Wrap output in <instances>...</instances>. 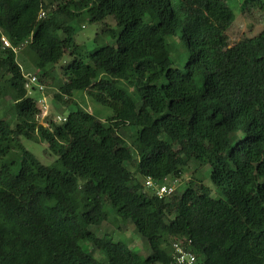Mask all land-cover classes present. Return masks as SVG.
Returning a JSON list of instances; mask_svg holds the SVG:
<instances>
[{"label": "trees", "instance_id": "1", "mask_svg": "<svg viewBox=\"0 0 264 264\" xmlns=\"http://www.w3.org/2000/svg\"><path fill=\"white\" fill-rule=\"evenodd\" d=\"M233 20L225 0H0V264H176V240L192 264H264V22L228 45ZM85 23L111 41L78 43ZM22 45L37 63L30 90L12 49ZM54 68V98L75 108L43 125L31 93ZM76 90L112 114L86 111ZM20 138L55 159L41 163ZM186 168L181 189H145ZM111 213L147 255L89 228Z\"/></svg>", "mask_w": 264, "mask_h": 264}, {"label": "rangeland", "instance_id": "2", "mask_svg": "<svg viewBox=\"0 0 264 264\" xmlns=\"http://www.w3.org/2000/svg\"><path fill=\"white\" fill-rule=\"evenodd\" d=\"M225 2L232 9L234 14V20L226 31L228 45L234 44L243 37L254 36L260 31L264 22V0H225ZM75 30V40L80 44H84L87 49L92 48L96 44H102L105 42L109 43L111 41L109 38H97L95 40L98 28L97 25L94 24L85 23L83 26L76 24ZM22 47L23 45L15 49L18 53L16 60L22 66L23 73L25 75L37 74V63L30 61L29 57L23 53L25 51ZM176 55L177 53H174L173 57H176ZM64 60L69 61V57L64 58ZM177 64L182 65V62L180 61ZM58 72V69L54 68L55 77L51 78L45 76V78H42L41 80L43 87L40 91H34L31 93L32 96L36 97V105L40 110L38 121L43 125H47L50 120L58 122L61 118L66 116L70 110L75 108L74 104H70L68 106L61 104L53 96L61 84V76ZM118 85L122 86L120 83H118ZM73 99L77 105L83 107L86 111L92 113L102 121L106 120V118L112 114V110L109 107L95 102L85 91H74ZM8 102L7 97L0 100V116L5 112ZM130 132V128L120 130V134L124 136L128 142L129 140L127 135L130 134ZM20 140L24 147L32 152L41 163L50 164L55 159V156L50 154L48 151L47 145L44 141L33 142L23 138H20ZM127 167L130 170H133V166L127 165ZM207 169H202L201 173L197 174V176L203 177L202 175H208L209 169L208 171ZM191 176V170L186 168L181 180L176 181L172 180L171 177H168L164 183L171 185L174 190H179ZM203 178L204 183L212 189L210 191V195L216 196L215 185L209 178ZM143 184H145V181ZM146 188L148 189L149 187L146 186L145 189ZM89 228L96 234L98 233V235L106 233L110 234L114 241L120 240L126 242L132 250L143 256L149 253L148 245L145 239L137 233L132 224L120 221L112 213L107 221H104L99 226H89ZM82 246L86 251L92 253L96 259L106 261V257L100 255L99 252L91 246V244L82 243Z\"/></svg>", "mask_w": 264, "mask_h": 264}, {"label": "built area", "instance_id": "3", "mask_svg": "<svg viewBox=\"0 0 264 264\" xmlns=\"http://www.w3.org/2000/svg\"><path fill=\"white\" fill-rule=\"evenodd\" d=\"M42 14L43 12L40 13V15ZM2 41L5 46H10L9 42L5 38L2 37ZM15 48L17 47H12L14 51H16ZM24 77L26 78L25 87L30 90L31 86L36 82L37 77L33 74H27L24 75ZM41 88L42 86L40 85L39 89ZM145 185L149 187V189L153 190L158 197L167 196L173 191V187L171 185H167L164 182H155L149 178L145 180ZM171 248L173 252V260L176 264H192L195 261L194 254L183 248L180 240L173 241L171 243Z\"/></svg>", "mask_w": 264, "mask_h": 264}]
</instances>
